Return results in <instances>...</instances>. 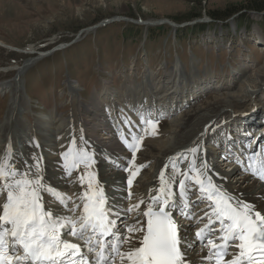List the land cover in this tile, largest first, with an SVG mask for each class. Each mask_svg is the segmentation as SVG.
Instances as JSON below:
<instances>
[{"label":"rangeland","instance_id":"rangeland-1","mask_svg":"<svg viewBox=\"0 0 264 264\" xmlns=\"http://www.w3.org/2000/svg\"><path fill=\"white\" fill-rule=\"evenodd\" d=\"M228 11L239 13L233 17L214 19V14L221 16ZM120 18V21L115 22L106 20L114 21ZM161 19H165L166 23L146 26L133 22ZM199 19L208 23H200L202 20ZM103 21L106 22L103 24ZM171 21L178 23L177 31L170 25ZM187 25H190L191 30ZM236 25L239 27V38L245 30L264 32V0H0V38L9 45L0 44V134L6 130L2 137L6 135L9 137L15 125L19 136L18 143L25 146L28 135L24 139L22 125L32 126L29 117L33 123L36 119L30 107L43 108L45 111L55 110L57 107L62 115L74 114L76 118H80V114L84 113L75 108L76 103L82 95L83 103L78 105L88 111L94 97V84L99 78V71L120 86L119 77L131 74L133 66L129 64L135 60L138 61L135 74L140 73L141 76L152 74L151 71L157 74L161 68L160 75L164 69L166 78L170 69H177L184 75L185 65L179 60L180 56L188 66L192 61L195 65L193 69L198 66L210 73L213 66L214 70L220 73V66L226 67L230 59L238 60L241 55L242 47L236 52L233 44L231 53L224 47L226 39L229 41L234 36L232 30ZM93 26L96 28L90 33H83L84 29ZM228 26L230 34L224 35L226 39L223 41L220 37H205L221 27L226 29ZM68 43L72 45L67 46ZM248 44L246 41L244 51H248ZM236 54L237 58L234 57ZM250 55L259 62V65L244 73L245 79L239 82L243 87L242 93L238 94L236 88L214 91L213 95L202 103L211 106L216 98L225 99L232 108L234 106L244 108L237 114H234L233 109L231 111L234 115L240 116L241 121L253 125V120L241 117L256 115L257 121L260 119L264 121V114H259L257 110L251 113L264 95L261 94L264 90L258 89L257 86L261 81L255 86V81L259 78L257 73L264 71V54L257 46H253ZM31 58L34 61L27 63ZM130 61L132 62L129 63ZM259 68L261 70L257 72ZM9 70L12 71L6 73ZM196 72L197 70L193 71L195 74ZM249 73L253 74L251 75L253 79H250L251 76L247 78ZM69 77L71 81L68 80ZM209 83L211 84L210 81ZM11 84L19 87L14 107L15 109L17 106L19 111L15 110L7 119L10 103L14 99ZM66 85H70V88H66ZM254 86L256 100L253 103L248 100V96L253 92ZM202 103L198 102L194 106ZM232 112H221L223 114L219 112L217 118L213 119L217 121L222 115ZM182 115L183 113L177 118ZM48 118L46 121L58 123L63 119L59 116L57 118L52 112ZM236 119L234 118V121ZM43 123L37 122V125ZM56 124L50 128L54 129ZM168 126L163 125L166 129L159 133L164 134L169 129ZM43 133L44 131L41 134ZM207 133L205 131L204 136H207ZM163 134L159 139L151 140L161 142ZM6 142L7 140L4 142V150L2 148L0 152V158L5 154ZM56 149L53 150L54 153L62 152V144ZM201 250L204 255L205 249L201 247ZM192 254L196 255L195 252ZM192 254L187 258L189 261L193 258ZM199 262L196 261L194 264Z\"/></svg>","mask_w":264,"mask_h":264},{"label":"snow or ice","instance_id":"snow-or-ice-1","mask_svg":"<svg viewBox=\"0 0 264 264\" xmlns=\"http://www.w3.org/2000/svg\"><path fill=\"white\" fill-rule=\"evenodd\" d=\"M142 123L151 126L152 134L155 133L157 120L149 115L142 118ZM142 130L148 132V127ZM143 138L136 134L131 139L121 136L132 158L123 168L129 173L123 189L126 195L113 196L111 202L94 170L95 152L77 146L75 137L61 152V171L66 178L77 173L73 182L80 185L81 193L76 200L44 182L42 156L31 154L29 163L21 154L23 166L18 168L9 142L4 157L0 158V197L5 199L0 205V264H116L117 258L119 264H190L186 253L193 244L186 236L182 238V228L173 215L178 212L185 219L193 218L190 193H199L195 203L208 204L204 216L197 218V222L205 218L207 222L195 232L202 249L208 248L201 264H264V214L216 184L208 174L206 161L197 165L199 144L186 150L192 155L186 169L182 170L175 162L164 166L158 188L150 189L147 198L142 197L127 208L117 203L131 200L133 195L134 178L144 167L139 165L132 170ZM249 148L243 149L245 159L235 151L232 155L242 171L264 181V146L250 152ZM169 169L171 174L166 177ZM45 195L50 197L47 208ZM52 203L67 214H54ZM131 213L137 214L134 222L121 221L118 227L120 217ZM65 236L77 238L83 246ZM132 240H138L139 246H132ZM126 244L128 249L122 251ZM232 248L238 251L226 260Z\"/></svg>","mask_w":264,"mask_h":264},{"label":"bare ground","instance_id":"bare-ground-1","mask_svg":"<svg viewBox=\"0 0 264 264\" xmlns=\"http://www.w3.org/2000/svg\"><path fill=\"white\" fill-rule=\"evenodd\" d=\"M115 19H118V17H115ZM115 19H114V21L110 20V22H115V21L121 20V18L119 20H115ZM122 20H124V18H122ZM199 20H202V19H199ZM143 22L146 25H150V24H161L162 22H166V20L165 19H161V21L143 20ZM171 24H173V26L175 25L176 27L178 26L177 22L172 23V21H171ZM95 28H96V26L88 27V28L83 30V33L88 34ZM79 40L80 39H78V41ZM0 44L1 45H7V43L4 40H2L1 38H0ZM69 45L71 46L72 43L67 44V46H69ZM7 46H9V45H7ZM40 57H45V56L40 55ZM31 61H34V60L31 58L30 60H28L27 63H29ZM260 70L261 69L259 68L257 70V72H259ZM257 74H258L259 78H257V80L255 81V86L258 82L261 81L257 86H258V89L264 90V71H261ZM251 75H253V74L252 73L247 74V78L250 77ZM250 79H253V77L251 76ZM246 80H248V79H246ZM207 82H209V81H207ZM255 86H254V90L251 93V95L248 96V100L253 102V103L256 100L255 99L256 98ZM203 87H206V85L200 84L198 87L192 88L190 90H185L183 93L185 94V96H192L193 94H200L201 89ZM18 88L19 87L16 84H11V86H10V89L12 91H14V93H13L14 99L10 103V109H9V114L7 115V119L9 118L10 114H13L15 111L14 107L17 103L16 99H17ZM235 88H236V92H238V94L242 93L241 89L243 87L241 85L238 84V86ZM128 89H130V90L127 91ZM138 90H139V86H136V85L134 86V85L130 84V85H125L124 88L121 90V92L124 93L127 91L126 96L131 98L132 96H134L138 92ZM112 94H113L112 92L109 93L108 97H110V95H112ZM90 105L92 106V103H90ZM84 107H85V105H83V108ZM231 107H232V105L228 101H226L225 99H221L220 97L216 98V101L213 102L211 104V106H205L204 103H202L199 106L189 107L188 109H186L183 112L182 117H180V118L174 117L170 121L172 123L170 124L169 129L166 130L165 133L163 134V141L158 142L159 140H151L150 139V140H145L144 142H142L141 147L143 150L141 152L137 153L138 162L135 163L133 165V167L139 166L141 164H144V163L150 162V161H153L155 163L151 166L150 169L146 168V170L141 175V177L138 181L139 185L137 186V189H136L138 195H145V194L149 193L150 188L152 186L156 185V177L157 176L159 177L161 170L164 168V166L166 164H168L171 161V158L174 155L179 154L180 152H184L186 150V148H192L195 144H199L201 146L202 140H206V142H207L209 140V136L213 133V132H210L211 128H208L207 126H205L207 121L210 119H213V118H217L219 112H220V114H223L221 112H224V111L225 112H231V109H232ZM77 108L79 110H84V109H81V105H78ZM86 112L88 113L89 111H86ZM258 113L261 114L260 111H258ZM231 114L234 115V114H237V112L235 111L234 114H233V112ZM234 116H235L234 118H237L235 121L241 127H248L249 126L247 123H245L239 119L240 116H236V115H234ZM241 118H246V120H248L250 118L249 120H253V122H252L253 125L259 121L261 123V121H262V119L257 121L256 115L241 117ZM83 119H84L83 117L82 118L81 117L80 118H74V122L76 125H78V124L82 125ZM55 126L56 127H54V129L49 128L47 131H44L43 134L38 132V129H42L41 126H39V128L36 126L35 132H34L36 135L35 136L36 141H39L40 138L43 139L45 136L46 137L50 136L49 143H50L52 150H54V151L57 150L55 147H58L61 144V142H62L61 140L63 138H69L67 135L69 125H66L63 128L64 130L62 132L58 131L60 129V127H58V122ZM203 127H205V130H206V128H208V131H207L208 135L204 136V133H203V135L201 134L199 137L194 139V137L197 136L198 132H200L203 129ZM11 134H12V132H11ZM68 134H70V132ZM90 134L94 136V135H96V131L90 130L89 132H86L85 133V140L91 141V145H93V146H99L96 144L95 141H93ZM166 134H169V135H166ZM7 138H8L7 135L5 137L1 138V141L3 142L0 145L1 150H2V148L4 150L3 146H4V142L6 140H8ZM70 140H72V139H70ZM70 140L68 141V146H70V144H71ZM1 150H0V152H1ZM91 151L99 152V153H107L104 150L97 151L94 149ZM17 154H18V152L16 151V149H13V155L16 157ZM4 155L5 154H3V156L1 158H3ZM155 172H157L158 174L155 175ZM119 175H123V176L119 177ZM124 176H125V172L121 171L120 173H116L115 178L118 181H123ZM235 187H237V186L233 185L232 183L227 184V188L234 195H237L239 198H247L248 203L255 205L256 209H260V210H262V212H264V189L258 183L248 182L246 185H239L237 189H235ZM201 247L197 246L195 248V253L197 256L203 255ZM200 263H201V261L198 264H200Z\"/></svg>","mask_w":264,"mask_h":264},{"label":"water","instance_id":"water-1","mask_svg":"<svg viewBox=\"0 0 264 264\" xmlns=\"http://www.w3.org/2000/svg\"><path fill=\"white\" fill-rule=\"evenodd\" d=\"M239 12L238 11H235V12H226V13H224V15H221V16H219V15H214V19H218V18H228V17H233V16H235L236 14H238ZM106 20H108V21H110L109 19H106ZM104 22H106V21H103L102 23H104ZM232 108V107H231ZM234 111H236V112H239V110H242V109H244V108H239V107H233L232 108ZM232 112V111H231Z\"/></svg>","mask_w":264,"mask_h":264},{"label":"trees","instance_id":"trees-1","mask_svg":"<svg viewBox=\"0 0 264 264\" xmlns=\"http://www.w3.org/2000/svg\"><path fill=\"white\" fill-rule=\"evenodd\" d=\"M214 15H216V14H214Z\"/></svg>","mask_w":264,"mask_h":264}]
</instances>
